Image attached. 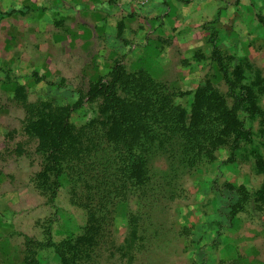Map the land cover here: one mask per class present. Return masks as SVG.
I'll return each mask as SVG.
<instances>
[{
    "label": "rangeland",
    "instance_id": "obj_1",
    "mask_svg": "<svg viewBox=\"0 0 264 264\" xmlns=\"http://www.w3.org/2000/svg\"><path fill=\"white\" fill-rule=\"evenodd\" d=\"M139 1L152 6L150 0ZM242 1L174 0L172 9V0H163L160 7H150L153 15L130 13L126 21L112 25L107 15L88 21L81 15L80 40L73 30L79 23L72 24L71 16L60 27L52 22L48 27L47 17L34 15L31 31H38L36 39L24 46L17 38V65L8 71L0 64V264H23L27 238L45 241L49 232L57 243L78 235L87 222L82 202L71 200L67 179H61L52 201L37 188L42 158L26 133L27 106L49 98L58 104L74 102L78 91L86 92L91 81L119 62L125 72H150L188 111H193L194 94L204 88L197 110L214 116L209 91L224 95L228 107L232 105L228 86L209 60L211 38L222 48L230 29L229 23H219L222 9L233 7V35L239 38L234 51L226 50L232 53H225L231 56L227 65L243 68L239 77L244 84L254 74L264 81V4L254 7L253 1ZM65 11L72 14L70 8ZM47 27L54 37L44 45L40 31ZM56 28L64 31L55 34ZM242 57L247 62L238 61ZM257 95L264 111V86ZM94 108L84 105L71 121L84 124ZM242 111L238 118L253 138L234 155L228 138L215 151V160L204 166L191 167L162 152L150 157L155 201L119 206L91 264H172V255L197 264H264V130L258 116ZM35 254L38 264H59L53 249ZM218 256H223L220 261Z\"/></svg>",
    "mask_w": 264,
    "mask_h": 264
},
{
    "label": "trees",
    "instance_id": "obj_2",
    "mask_svg": "<svg viewBox=\"0 0 264 264\" xmlns=\"http://www.w3.org/2000/svg\"><path fill=\"white\" fill-rule=\"evenodd\" d=\"M210 41L209 60L232 100L228 107L224 95L209 91L214 116L197 110L204 88L194 94L193 111H188L150 72H125L119 62L106 76L91 81L86 92L78 91L74 102L58 104L49 98L27 106L26 133L36 141L35 151L42 158L37 188L52 201L61 179H67L71 200L82 202L87 222L78 235L57 243L49 232L45 241L27 238L23 264H38L36 250L44 248L56 252L59 264H91L99 238L104 237L119 206L155 201L148 166L151 156L162 152L188 166H204L215 160V151L228 138L234 155L242 143L253 138L238 118L237 112L242 110L258 116L264 130V111L257 105L263 78L254 74L252 81L242 83L239 74L243 68H230L227 60L231 56L225 55L217 40ZM238 61L247 62L244 57ZM87 104L95 106L93 115L76 126L71 115Z\"/></svg>",
    "mask_w": 264,
    "mask_h": 264
},
{
    "label": "crops",
    "instance_id": "obj_3",
    "mask_svg": "<svg viewBox=\"0 0 264 264\" xmlns=\"http://www.w3.org/2000/svg\"><path fill=\"white\" fill-rule=\"evenodd\" d=\"M193 1L198 3L197 0ZM251 1L254 2V7L261 6L262 3L264 4V0ZM150 2L152 6H146L144 3L141 4L139 0H0V64H2V66L5 65L4 68L8 71H10L11 65H17V38H20V40L24 42V46L27 45V40L36 39L33 34H39L38 31H35V33L31 31L34 15L41 14L47 17L45 22L48 27L49 22L56 23L57 27H60L61 24H64L68 20L66 15L71 16L70 18L73 20L72 24L75 25V23H79L77 26L75 25V27H73V30L76 38L80 40L81 37H83L82 34L84 35L82 29H80V20H78V17L80 18L81 15L85 16L87 21L89 19H95L99 14L107 15V22L110 25L114 23L120 24L128 19L127 16L130 13L144 16L150 12L153 15L154 10L150 7H160L163 0H150ZM241 3H245V0ZM173 6L174 0H172V9L174 8ZM69 8L72 10V14L68 11L66 14L65 10ZM231 8L233 7H228L227 10L222 9L221 12L217 8L215 13V15H219L220 12L219 23H229L230 29L226 36H224L223 39L225 40L221 45L224 53L229 55L232 53L226 50L231 48V51H234L235 46L239 45V38L233 35L234 31L232 28L234 24H236L234 21H237L235 20L236 13L235 11L233 12ZM48 27L47 30L40 31V39L46 40V44L44 45H48L47 40L50 36L51 38L54 37V35L49 34L50 31ZM62 31H64V29L61 30L60 28H56L52 32L58 34L59 32L62 33ZM63 36L64 35L61 37ZM4 54L7 56L6 58H3ZM220 257H217V261H220ZM172 264L197 263H195L193 258H188L187 256L174 257L172 255Z\"/></svg>",
    "mask_w": 264,
    "mask_h": 264
}]
</instances>
